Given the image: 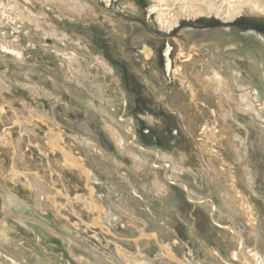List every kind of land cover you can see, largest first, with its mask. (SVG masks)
I'll return each instance as SVG.
<instances>
[{"label": "rangeland", "instance_id": "obj_1", "mask_svg": "<svg viewBox=\"0 0 264 264\" xmlns=\"http://www.w3.org/2000/svg\"><path fill=\"white\" fill-rule=\"evenodd\" d=\"M83 1L92 13L67 18L54 0L48 6L14 0L21 10L42 14L43 25L66 38L65 46L55 38L49 40L56 44L48 43L43 29L25 20L19 27L9 19L0 25V47L7 40L5 46L22 53L18 60L0 48V191L5 194L0 192V264H82L77 258L88 264H128L121 260L125 252L150 264H174L159 244L190 264H241L243 255L250 260L245 253L256 247L264 264V127L253 113L237 109L243 92L233 79L235 71L243 83H252L246 92L250 97L256 89L264 94V14L245 8L230 22L213 14L179 18L178 26L166 33L156 12L149 13L153 0H113L109 7L105 0ZM232 43L239 49L229 54ZM142 44L155 54L138 55ZM60 50L79 54L74 74L56 57ZM209 64L224 76L225 89L216 91L201 76ZM30 86L37 87L35 95ZM12 111L19 114L23 129ZM106 124L117 129L126 149L115 146ZM35 126L39 129L31 134L28 130ZM205 126L214 129L215 138L206 139ZM80 137L91 140V146ZM210 147L221 160L205 152ZM129 150L143 161L140 170L134 168ZM234 150L242 163L235 160ZM154 153L166 155L175 174L180 168L181 184L196 201L190 203L178 181L167 180L168 169L162 167L167 161ZM206 158L219 172L215 184L208 177ZM78 167L89 170V178ZM231 180L254 212L252 225L245 224L243 213L231 216L223 206L221 189L234 196ZM35 185L42 190L36 191ZM50 196L57 210L50 207ZM77 199L95 201L116 222L93 227L94 217ZM173 225L179 228L180 245ZM239 234L245 251L236 256L238 261L231 254L238 250Z\"/></svg>", "mask_w": 264, "mask_h": 264}, {"label": "bare ground", "instance_id": "obj_2", "mask_svg": "<svg viewBox=\"0 0 264 264\" xmlns=\"http://www.w3.org/2000/svg\"><path fill=\"white\" fill-rule=\"evenodd\" d=\"M30 1V0H29ZM38 2L48 6L50 5V1L51 0H37ZM103 1V0H102ZM50 4H49V3ZM153 2H155L156 4H154V6L152 8H150L149 10V13L150 14H153L156 12V15L158 17V23H159V26L161 29H163L164 32L166 33H169L170 30H173V28H175L176 26H178L179 24V18H196V17H200V15L202 14H213V15H217L220 17L221 20H223V22H230V21H234L235 18L237 16H240L242 15V13L244 12V9L245 8H248L250 11L251 14H264V0H153ZM48 3V5H47ZM104 3H106L108 5V7L113 3V0H105ZM127 3V2H126ZM131 3V2H130ZM122 4V2L120 3ZM0 25H3L6 20H10V22H12L13 25H16L17 27H19L20 24L23 23V21H27L28 23L32 24L34 27L36 28H42L43 31H44V34L46 36V38L49 40L51 38H55L61 46H65L66 45V38H60L59 35L56 34V31L54 30V28H52V26L50 25H47L46 27L43 25V20L40 16L44 17L42 14L40 15H33L30 11H24V10H21V7L20 6H17V4L14 2V0H7V2L5 3L4 1L0 4ZM53 5H55L56 7V10L59 11L60 13H62V15L64 14V12L66 13V16L67 18H72L74 15L75 16H79V15H84V17L88 16V13H92V7L87 4L86 2H84L83 0H54V3ZM45 7V6H44ZM54 7V8H55ZM131 7V6H130ZM126 8V6H125ZM128 8V6H127ZM47 9V8H46ZM181 9V10H180ZM133 10V9H132ZM178 10V11H176ZM42 13V12H41ZM92 15V14H90ZM95 15V14H94ZM60 16V14H59ZM94 17V16H92ZM89 18V17H88ZM105 19V18H103ZM43 21V22H42ZM31 25V26H32ZM66 35V34H64ZM256 36H260L258 34H255ZM262 36V35H261ZM260 36V37H261ZM3 40V39H2ZM7 41V40H6ZM6 41H3L5 42V45H7L8 43H6ZM262 43H264V38L261 39ZM2 43V42H1ZM48 43H51V44H56V43H52L50 42V40L48 41ZM3 44V43H2ZM77 47H80L81 44L75 42L74 43ZM4 45V44H3ZM3 46V47H0L2 51H9L11 52L12 54H14V56L16 57V59L20 60L21 58V51H19L18 49H10V47L8 46ZM51 46V45H50ZM8 47V48H7ZM55 47V46H54ZM192 47V46H190ZM65 48V47H64ZM142 48V47H141ZM228 48V47H227ZM238 46L235 45V44H230L229 45V48H228V52L229 54L231 53H234V50H237ZM62 49V48H61ZM239 49V48H238ZM68 50V49H67ZM194 49H192L191 51L193 53H195V51H193ZM196 50V49H195ZM263 50H264V47H263ZM57 51V50H56ZM59 54L56 56L58 57L59 59H61L64 64L68 65L69 67V70L71 71V74H74L73 70H74V65L76 66H80V59L78 57L79 54H76L74 51H65V50H60L58 51ZM192 54H186L185 56V60L183 62H186V61H190L192 59ZM169 54L168 53L165 57H169ZM237 54V53H236ZM236 54H233V55H236ZM142 57L147 55L146 57L148 58V56L150 55V51L149 49L145 48L142 50V53H141ZM251 54H248L247 56V59L249 61H255V59H253V56H249ZM182 56V55H181ZM179 57V56H178ZM96 58V57H95ZM98 60V63L101 64V67H105V70H107L109 73L113 72L112 71V67L109 68V65L108 64H105V62H101V60L97 59ZM96 61V59H95ZM61 63V62H60ZM63 65V64H62ZM212 65V64H211ZM100 66V65H98ZM171 64L169 62V59H168V65H167V68L166 70H169L171 69L170 68ZM210 66V64L208 65V67ZM76 68V67H75ZM79 68V67H78ZM81 69V67H80ZM100 69V68H99ZM264 70V67L262 68ZM78 70V69H77ZM82 70V69H81ZM104 70V68H103ZM175 70H179L178 68H176ZM75 71V70H74ZM202 72L203 74L201 76H203L207 82L211 83L214 85V88L216 89V91H220L221 88L225 89V81L223 80L224 79V76L219 73V70H216L214 69L213 67L211 68V66L208 68H206V70L204 71V68H202ZM80 73V72H79ZM113 74V73H112ZM263 74H264V71H263ZM234 75V86L238 89V90H242L243 92V97L242 98H239L238 101L236 102V107L237 109L242 112V113H245V114H251L253 113V115L255 116V118L257 120H259L260 124L262 125V127H264V118L262 116V113H263V110H264V94H262V92L259 90V89H256V90H253V94H252V97H250V95H248V92L249 90L252 89L251 85L252 83L249 82L248 85H246L245 83H243L242 81V77L236 73L234 71L233 73ZM74 76V75H73ZM81 76V75H80ZM79 78V76H78ZM77 78V79H78ZM80 79V78H79ZM3 89L2 87V84L0 83V89ZM27 89L30 90V93H32L33 95L36 94V89L37 87H33V86H30L28 87ZM249 89V90H248ZM1 91V90H0ZM224 91V90H223ZM98 92V91H97ZM39 93H42L39 91ZM44 95V94H43ZM248 95V96H247ZM46 98V96H45ZM7 106V105H6ZM5 107V106H4ZM100 108V107H99ZM3 108H0V114L3 112L2 110ZM12 110V109H11ZM10 110V111H11ZM13 112V111H12ZM34 112H37L38 111H34ZM105 114H107L108 116H110V114L108 112H104ZM14 114V119H15V124L19 127H21V129H23L22 125L20 124V120L17 116V114L15 112H13ZM40 114V112H39ZM42 116V115H41ZM33 117V116H32ZM36 118V117H34ZM33 118V119H34ZM111 118V116H110ZM30 120V119H29ZM33 120H31L32 122ZM148 121V120H147ZM25 122V121H24ZM36 123V122H34ZM14 125V124H13ZM26 125H29L26 124ZM32 127V126H31ZM106 129L109 134V136L111 137V139H113V142L115 144L116 147L118 148H125V143L126 141L119 135L118 131L116 128H113L112 126H110L109 124H106ZM28 128V127H27ZM35 129H32L28 131H30V133H37V130L39 129V127L35 126L34 127ZM204 130H206L204 132V135L205 137L208 136L209 138L210 137H214L213 133L214 132V129L213 128H210V127H203ZM26 130V128H25ZM27 131V130H26ZM130 129V133H132ZM216 132V131H215ZM129 134V133H128ZM34 135V134H33ZM221 135V134H220ZM74 140L76 141H79L78 138H76L75 136L73 135H70ZM134 136V135H133ZM59 137V136H58ZM204 137V138H205ZM81 140H83L82 142L86 145V146H91V140H89L88 138L86 137H80ZM134 138V137H133ZM215 138V137H214ZM207 139V137H206ZM218 139V138H217ZM211 140V139H210ZM208 140V141H210ZM219 140V139H218ZM55 142L58 141V139L54 140ZM135 141V140H134ZM203 141V140H202ZM211 142V141H210ZM217 142V141H216ZM82 143V144H83ZM213 143V142H212ZM134 144V143H133ZM211 144V143H210ZM218 144V142H217ZM216 144V145H217ZM59 145V144H58ZM132 145V144H131ZM208 145V144H207ZM215 145V144H214ZM215 145V146H216ZM52 146V144H51ZM57 147V145H56ZM200 147V146H199ZM204 147V146H203ZM58 149V148H57ZM126 149V148H125ZM124 149V150H125ZM199 149V148H198ZM212 149L214 148H211L208 150V149H205V152L209 154V156H212L214 159L216 160H221V154H218V152L216 151H213ZM59 150V149H58ZM236 152V159L237 161L241 162L242 161V156L239 154L238 151L234 150ZM63 153V151H62ZM203 153V152H202ZM130 156H132V159H133V162H134V168L137 169V170H140L142 167H143V161L140 160L136 154H134L132 151L129 150V153H128ZM204 155V153H203ZM206 155V154H205ZM235 155V154H234ZM66 158H68L69 156L66 154ZM154 156H156L159 161H160V158L164 159V160H161L165 162V160L167 162H165L166 164L162 165V167L164 168H167V172H168V178L167 180L170 182V183H178L180 184V187L183 189L184 193L186 194V198H188V200L190 201V203L196 201L194 197H192L191 193V189H188L187 186L185 184H181V178L180 176L178 175V173L180 172V168H175V170L177 171V174H175L173 171H172V162H169V159L167 157H165L166 155H163V157L160 156V154H155L154 153ZM182 156V155H181ZM212 157H210L212 159ZM70 158V157H69ZM182 159V157H180ZM207 159V158H206ZM71 160V159H70ZM208 160V159H207ZM209 162V170L208 171V177H210V182H212L213 184H215L217 180H219V172L211 165V161L210 159L208 160ZM75 163H77L76 161H73L72 165H75ZM242 163V162H241ZM163 164V163H161ZM160 164V165H161ZM220 164V163H219ZM222 164V163H221ZM226 164V163H225ZM158 165V164H156ZM220 166V165H219ZM226 166V165H225ZM224 166V167H225ZM80 167V166H79ZM78 167V169H79ZM154 167V166H153ZM218 167V166H217ZM221 168V167H220ZM231 168V166H230ZM75 169V168H74ZM82 169V170H81ZM81 171H83V175L85 174V176H87V178H89L88 175H91V173L89 172V170H87L86 168H82L81 167ZM222 169V168H221ZM249 166L247 165V171L249 173ZM230 171V170H229ZM221 172V171H220ZM227 172V171H226ZM246 173V175L248 174ZM156 174V173H155ZM166 176V175H165ZM228 176V175H227ZM249 176V174L247 175ZM233 177V176H232ZM155 178H157V176H155ZM222 178V177H221ZM231 178V177H230ZM225 179V178H224ZM232 179V178H231ZM248 179V183L249 185L251 186L252 185V178L251 176L250 177H247ZM229 180V178H228ZM224 181V180H223ZM232 181V180H231ZM37 182V181H36ZM227 182V181H226ZM229 182V181H228ZM38 183V182H37ZM219 184V183H218ZM228 184V183H227ZM221 184H219V187H220ZM230 185V184H229ZM232 187L231 189L233 190V193H234V196H229L228 193H226L225 191L223 192V190L221 189V195L220 197H222V202H223V206L225 209H227L226 211L230 212V215L233 216L232 214H234V216H239L240 212L244 214L245 216V224L247 225H252V223L254 222V219H253V211L249 208H250V205L248 203V201L246 200V197L243 196V194L240 192V190H238L237 186L235 185V183L232 181ZM164 185H160L159 186V189L161 187H163ZM224 186V185H223ZM36 191H41L42 188L41 187H38V185L34 186ZM226 189V188H225ZM229 191V190H228ZM1 192V196L2 197H5V194ZM95 190H92V194L94 195L95 194ZM90 194V193H89ZM193 194V193H192ZM168 194H166L167 196ZM233 195V194H232ZM228 197V198H226ZM75 198V197H74ZM79 198V197H78ZM86 198V197H85ZM93 198V197H92ZM66 199L68 201V203L72 202L68 195H66ZM82 199V198H81ZM78 200V199H77ZM232 200V201H231ZM48 201L51 203V206L50 207H54L55 206V209L57 210V201L55 200V197L54 196H50ZM78 201H82L83 203V206H84V209L86 210L88 216L90 217H94L93 221L92 222V225L93 227L94 226H97L99 228H102L104 223L103 222H106L107 221L110 223V224H113L111 223L112 221H114L113 219V215H110L108 213H110L109 211L107 212L106 210V213L104 212V210L102 209L101 205L98 206V204L93 201V200H90V201H83V200H78ZM67 203V204H68ZM53 205V206H52ZM236 205V206H235ZM60 206V205H59ZM211 207V206H210ZM7 208H8V204L4 205L3 209L5 211V215L7 214ZM212 208L214 209V207L212 206ZM208 210V209H207ZM210 210V209H209ZM215 210V209H214ZM209 212V211H208ZM74 215V213H72ZM59 216V215H58ZM57 216V217H58ZM133 217V216H132ZM255 217V215H254ZM133 219V218H132ZM230 219V218H229ZM239 219V218H238ZM231 221V220H229ZM242 221V220H241ZM116 221H114L115 223ZM257 222V221H256ZM231 223V222H230ZM232 223L233 225H237L236 223V220L233 221L232 219ZM42 224V223H41ZM85 224V223H84ZM243 226V225H242ZM245 226V225H244ZM42 227L44 228L45 226L42 224ZM47 227V226H46ZM232 230V229H231ZM243 230V229H242ZM233 231V230H232ZM251 231V230H250ZM257 231V230H256ZM51 232V231H50ZM53 234H55L54 232H51ZM241 234V233H240ZM240 234L237 236L238 238L237 241L240 242V244L238 245V250L236 253H232V257L235 258L236 260L239 261L238 255H243V251H245L244 249V246L243 245V242L241 237H240ZM250 234V233H249ZM254 234V235H253ZM253 239L256 240L258 239V233L255 232L253 233ZM142 235H144V233L142 232ZM153 236V235H152ZM151 237V235H150ZM154 237V236H153ZM159 246H161L159 244ZM121 250V249H120ZM126 253V252H125ZM125 253H121V260L128 263V264H150L147 259H144L143 256L138 258L136 257L135 255H128V254H125ZM162 253L163 255L165 256H168V255H172L170 253V249L167 246H163V250H162ZM243 253V254H242ZM248 256L251 257V259H247L246 256L243 255V260L241 261V264H263V261L261 259V256L260 254H258L257 252V249L256 247L253 249V250H249L247 253ZM78 260H80L82 262V264H88L87 261H84L80 258H77ZM186 262V264H190V262L188 260H184Z\"/></svg>", "mask_w": 264, "mask_h": 264}, {"label": "water", "instance_id": "obj_3", "mask_svg": "<svg viewBox=\"0 0 264 264\" xmlns=\"http://www.w3.org/2000/svg\"><path fill=\"white\" fill-rule=\"evenodd\" d=\"M145 48L149 49L150 53L152 52V50H151L150 47H148L147 45L143 44L141 50H140V51L138 50L137 53H138V54H141V53H142V50L145 49ZM162 246H163V244H162L161 246H159V248H160L161 250L163 249ZM168 259L171 260V261H172L173 263H175V264H186V263H184L181 259L176 258V257H174L173 255H168Z\"/></svg>", "mask_w": 264, "mask_h": 264}, {"label": "crops", "instance_id": "obj_4", "mask_svg": "<svg viewBox=\"0 0 264 264\" xmlns=\"http://www.w3.org/2000/svg\"><path fill=\"white\" fill-rule=\"evenodd\" d=\"M173 231H174V233H175V240L177 241V245H180L181 243H183V242H180V240H178V236H176L177 235V230H179V228H178V226L176 227L175 225H173ZM179 241V242H178ZM219 255V254H218ZM212 257V256H211ZM215 260H217V258H220L219 256L218 257H213ZM221 259V258H220ZM219 259V260H220ZM170 262H172L171 260H169ZM175 264V263H174Z\"/></svg>", "mask_w": 264, "mask_h": 264}, {"label": "flooded vegetation", "instance_id": "obj_5", "mask_svg": "<svg viewBox=\"0 0 264 264\" xmlns=\"http://www.w3.org/2000/svg\"><path fill=\"white\" fill-rule=\"evenodd\" d=\"M159 39H161V36H159L158 37ZM146 45V44H145ZM143 46V44L142 45H140V49H141V47ZM149 47V46H148ZM151 48V47H150ZM151 50H152V52L150 53V55L148 56V58L149 57H151V56H153L154 54H155V52H154V50L151 48ZM140 51V50H139ZM170 53V52H169ZM138 54V53H137ZM138 55H141V54H138ZM169 57H170V54H169ZM162 58H163V62H164V54H163V56H162ZM165 66V65H164Z\"/></svg>", "mask_w": 264, "mask_h": 264}]
</instances>
